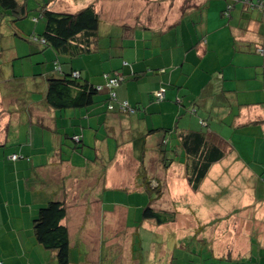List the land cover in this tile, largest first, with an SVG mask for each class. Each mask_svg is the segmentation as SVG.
<instances>
[{
  "label": "crops",
  "instance_id": "0c3cea01",
  "mask_svg": "<svg viewBox=\"0 0 264 264\" xmlns=\"http://www.w3.org/2000/svg\"><path fill=\"white\" fill-rule=\"evenodd\" d=\"M184 1L50 0L49 4L56 11L68 13L76 12L88 5H93L99 13L101 19L99 28L100 42L103 38L106 39L103 43L104 45L98 53L84 55L80 61L74 62L71 66L73 69L82 70L83 77L95 85L103 84V73L122 72L125 75H131L143 72L145 68L149 69L152 67L161 70L159 74L152 77L144 76L142 79H136L137 82L132 80L130 81L131 83L129 82L130 84H127L129 88L131 85L134 86V89L137 91L136 94H140L141 98L139 97V100L143 102L138 104L141 110L138 109L137 111L142 118L141 122H143L140 131L141 135L146 136L147 134V139L159 136V138L153 140V144L149 143L153 149L163 138L168 141V136L170 137L167 133L162 135L158 131L150 132L153 129L162 127L172 130L177 128L178 130L189 129L203 132L213 130L211 127L206 128L205 124L204 126L199 124L198 116H201L199 112L197 116H187L183 108L187 109L190 107L192 109L198 104L199 110L203 107L205 113L208 111L217 112L219 115L218 127H221L225 124L224 121H227L225 126L220 128V132L222 133L225 129L224 127H226V132L222 134L232 141L236 151L212 165L207 177L201 183L200 189L209 181L211 171L220 164L229 166L235 162L237 164L236 176L248 179L249 175L247 172L240 171V168L246 167L250 161V155L247 157V151L251 152L253 160L260 165V172L262 171V174H264V56L259 52L264 43V16L260 9L258 10L257 8L251 13L246 12L245 9L247 7L240 2L236 3L235 7H233L231 11L232 17L226 19L220 12L225 9L227 0H207L208 9L206 12L191 11L184 17L180 14V6L184 4ZM204 1L196 0V2H193L200 6ZM28 4L32 7L30 2ZM190 4L193 3L190 2ZM214 8L221 11L218 13L213 12L211 16ZM191 15L197 18L196 21H190L188 17ZM32 17L35 18L36 14H33ZM202 20L206 21L205 29L201 33H196L194 25L202 22ZM176 22L178 24L176 28L166 30L168 25ZM192 22H194L193 25H191ZM26 25L21 24V27L23 28ZM39 26L40 21H37V26L34 30L40 32ZM30 47H33V44ZM190 55V58H192L189 65L190 73H197V77L202 82L208 80L203 85L201 93L202 103L185 101L176 90L179 87L178 84L182 81L181 78L188 72L184 68H186V62ZM45 56L46 60H43L42 57L39 58L38 62L40 64L43 61L47 64L56 58L52 52H47ZM169 57H171L170 60L168 59ZM173 58H176L177 61L173 60ZM168 67L173 68L170 74L167 71ZM51 69L52 66L44 65V72ZM32 70L36 72L35 69ZM40 73L41 67L40 71L35 73V75ZM16 75L18 76L17 78L13 77L12 74H8V78L7 80L5 79L3 86H1L2 84L0 85V143L9 140L10 131L14 130L17 125H23L27 131V144L23 146L19 145V147L24 149L29 148L30 163L36 168L40 166L39 164L42 162L41 158L46 151L44 150L46 143L44 145L42 142H46L50 134L32 125L30 120L31 118H40V116L47 118L51 110H48L43 104L41 106L38 105L31 97L33 90L28 86V79L32 75L27 74L26 71H21L20 74L17 73ZM176 75H178V78L175 81L174 76ZM11 79L13 80L12 82L10 81ZM7 82L13 85L10 89L4 86ZM143 83L149 85L148 91L142 90ZM14 84H16L15 87ZM160 88L165 90L166 100L160 104L154 103L151 100L148 102L147 93ZM179 97H182V104L177 103ZM144 114L145 116H143ZM182 118L184 120H181ZM149 121L152 122L149 123ZM80 123L83 126L84 124L85 126L88 125L87 122L81 121ZM208 124L210 126L213 125L211 119L208 120ZM241 127L244 130L237 133ZM87 128L92 130L94 126L89 125ZM101 130L98 129V133L93 131L91 135H86L83 131L79 133L76 130V134L80 135L86 143L85 138H92L94 141L93 137H99L98 134ZM121 134L123 133L115 136L118 137L117 141H108L105 145H98L99 141H96L94 145L93 141L90 142L93 147L95 146L94 156L91 157L88 152H84L83 150V154H86V165H79L83 162L82 159L76 162L72 161V159L64 164V167L69 170L68 172L73 173L76 168L82 170L85 168L90 169L86 180L83 183L77 184L78 188L84 184H94V178L96 175H100L99 172H101L100 163L102 159L98 158V155L104 151H107L109 154L112 153L113 159L109 162L108 174L102 183H105L107 180L108 187L121 188L118 176L123 172L124 167L118 170L116 165L120 163L119 160H125L123 153H126V151L129 155H133L136 158L141 157L142 151V147H139V144L136 147L129 141L126 143L127 141L124 140L126 139L124 137H127L128 134H124L123 138ZM51 139V141H54V138ZM250 139H253L252 142H247ZM173 141L175 142L176 140ZM30 143V147L27 146ZM122 144H126L124 151L122 148L118 149L119 145ZM167 145L173 144L170 142ZM176 145L178 147L177 150L181 153L179 144L177 143ZM96 147H98L97 150ZM15 150L18 152V149ZM95 153L97 154L96 160ZM173 158L176 161L170 167L169 176L175 168L181 169L180 185L174 184L177 185L174 191L178 194L186 189L184 183L186 184L187 181L185 167L182 164V156L175 155ZM49 159L55 161L54 157H49ZM259 165L256 166L259 167ZM2 168L4 171L6 170L5 167L2 166ZM49 170L54 175L50 176V178H53V180L57 179L58 181L62 179V175L59 178L57 177L59 174H57V171L53 167H49ZM168 178L170 177L165 178L166 183H164L166 184L165 190H168V193H170V189L167 188L170 185V179L168 182ZM4 180L9 188L11 184L8 183V180L6 181V175L4 176ZM68 180L72 185L74 179ZM260 180L263 182L262 179ZM260 180H257V182H261ZM212 181L214 185L213 189L217 192L220 190L217 185L222 180L215 178ZM253 181L256 180L254 179ZM133 183L134 179L131 177L130 184ZM200 189L197 192H202ZM190 192L192 196H189L190 198L183 197V199L186 198L190 202V207L188 208L192 209L193 214L196 215L199 211L196 206L203 207L204 200L206 199H201L197 203V199H192L197 192L193 190H190ZM138 193L139 195L137 196H142V191H138ZM112 195L109 200H105L104 196L102 197V194L98 192L95 193L96 199L94 197L91 198V191L78 194L81 205L78 209L74 210V213L78 215L79 219L77 222L71 223L74 250L80 253L78 264H105L104 262H107V260L111 262L110 264L139 263L140 258L135 259L134 255L140 257L141 252H138L141 248L137 247L136 242L126 239L124 233L122 234L119 230L121 225L115 223L117 222L116 219L119 220L120 216L129 218L134 217V214L137 217V221L142 222L141 225L145 227L146 232L156 231L164 239L161 252L156 260L154 259L156 255L152 253L151 263L160 264L161 259L162 264H172L173 257H169L170 245L178 244L180 246V243H175V238H177V242L185 238V229H182L177 224L180 221L179 217L183 215L184 210L182 208L185 207V204H182L180 200L176 202L171 200V204L167 205L165 198L154 202V207L158 206L160 209L175 210L179 214L178 220L171 226L166 224L158 226L155 224V220L143 219L142 213L147 201L141 202L139 198V201L132 198L128 200L129 194L122 195V193H118ZM30 199L32 197L29 196L26 199H19V203L22 204L21 206H24L23 209L28 207ZM3 200L5 202L9 201V195L3 197ZM14 201H18V199ZM109 202L113 203L111 206L113 209L107 210L104 208V204ZM9 205L10 203L7 202L6 208H9ZM136 205L140 209L142 208V213H135L132 210ZM101 216H105L106 218L103 219ZM97 221L100 223L97 224ZM207 222H210V220L204 222L205 226ZM97 226L99 227L98 233H96ZM129 233L132 234L131 230ZM122 242L124 243L120 245ZM184 247L185 244L183 243L182 248ZM135 248L138 250L137 254L133 252V250H136ZM53 255H49L47 251L39 247L36 249L35 258H29L28 261L30 264H57L56 258Z\"/></svg>",
  "mask_w": 264,
  "mask_h": 264
},
{
  "label": "trees",
  "instance_id": "16d2710c",
  "mask_svg": "<svg viewBox=\"0 0 264 264\" xmlns=\"http://www.w3.org/2000/svg\"><path fill=\"white\" fill-rule=\"evenodd\" d=\"M33 1L35 2L36 0ZM49 1L44 3L38 2V5H32V7L34 6L33 9L39 11V16H36L37 18L34 19L37 21L39 18L44 19L43 32L41 34L35 30L31 32V39L29 41L33 42V47H31L30 53L20 56L17 55L16 59H20L21 64L19 67L22 69L21 71H25V65L30 69H35L36 73L40 71L41 67V73L43 72L42 74L46 78V90L42 104L48 110H51V113L47 118L44 116L36 119L31 118L30 123L37 126L40 130L44 129L43 131L49 132L50 136L46 142L51 150L43 153V157L41 158L42 162L36 168L30 163L29 148L24 149L20 147V149L18 148V152L14 150L8 155L6 160L1 162L2 166L6 168V181L8 180L13 190H18V194L15 197H13L14 195H9L10 200L7 201L10 203L9 208H6L7 202L3 200L5 195L3 193L0 194V264H23V261L24 264H30L28 259L35 258L36 249L39 247L47 251L49 255L54 254L53 256L56 258L57 264H78L80 253L74 250L71 223H74V221L77 222L79 219L78 215L74 213V210L78 209L81 205L78 194L86 191L87 193L91 191V198L94 197V199H96L95 193L98 192L102 194V197L104 196L103 198L105 200H109L113 196L112 194L122 193V195L129 194L133 200L136 199L139 201V198L141 202L147 201L143 213L142 208L140 209L138 205L132 208V210L135 213L141 212L143 219L155 220V224L158 226L165 224L171 226L178 220V212L175 210L160 209L158 206L154 207L153 205L156 201H161L164 198L167 200L168 198V190H165V177L167 173L169 174L171 165L176 161L169 154L182 156L187 184L191 190L197 192L201 187V183L207 177L212 165L236 151L232 141L222 134L226 132V127H224L225 129L222 133L220 132V128L225 126L227 121H224L225 124L221 127H218V124L215 126L214 124L219 121L216 120V116L212 111L206 112L207 117L204 119L202 115L198 116V120L200 125L204 126L205 124L206 128L211 127L213 130L203 132L189 129L178 130L177 128L172 130L162 127L150 130V132L158 131L162 135L164 133L170 135V137L168 136V141L163 138L155 146V149L147 142V134L146 136L141 135L140 132L134 134V131L140 130L139 127H141L138 123L141 122L142 118L137 111L140 109L138 104L143 102L139 100L140 94H136L137 91L134 89V86L131 85L129 88L127 84L132 80L137 82L136 79L144 75L152 77L159 74L161 70L152 67L149 69L145 68L143 72L133 73L131 75H125L122 72L103 73V84L95 85L83 77L82 70L73 69L71 66L76 59H81L84 55L98 53L100 51L101 37L99 28L101 19L99 13L93 5H88L73 13L59 12L51 8ZM193 1L196 2V0H192L190 2L193 4H190L189 0H185L184 4L180 6L181 16L186 17L191 11L201 13L207 11V0L202 2L200 6ZM28 2L29 0H0L1 42L8 31L17 36L20 34L15 31L16 28L12 29L10 26H17L16 23L18 21L30 16V12L33 9L29 7ZM240 2L247 7L245 9L246 12L251 13L257 8L258 10L260 9L264 16V0H227L225 9L221 11L215 10L214 8L211 16L213 12L218 13L221 11L220 13L224 18L228 19L232 17L231 11L235 7V4ZM188 18L190 21H196L197 19L193 15ZM193 24L194 22L191 25ZM177 25V22L170 24L166 30L174 29ZM18 28L19 30H23L20 26ZM48 49H51L55 53L56 58L51 60L52 63L50 66H52V69L50 71L45 70L46 72H44L46 62H41L44 65L39 66L38 64L40 62L38 60L43 55L45 56L47 52H50ZM259 52L264 56V43ZM32 56H35V58ZM44 56L42 59L46 60V56ZM25 58L28 59L25 60ZM168 59H171V57ZM175 61H177L176 58ZM14 67L12 65L10 71L12 72V76L17 78L18 76L16 75L17 73ZM8 74V72L3 73L0 70L1 86L5 83V79L7 80ZM196 74L189 72L181 80L183 82L184 77H196V80L200 82L199 88L202 93L203 85L208 80L202 82ZM10 81L12 82L13 80L11 79ZM4 86L10 89L13 85L7 82ZM160 92H163L164 95ZM141 94L143 95V93ZM147 96L148 102L151 100L154 103L160 104L166 100L165 90L162 88L148 92ZM198 112L199 108L195 114H198ZM85 118L87 120H84ZM209 119L213 123L212 126L208 124ZM81 121L84 123L87 122L88 125L85 126L84 124L83 126L80 123ZM119 124L122 126L118 128ZM89 125L94 126L90 133L93 131L98 133V129L101 130L102 125L108 135L104 138L105 140L106 138H116L115 136L123 133V135L128 134L126 139L132 145L137 147V144H139V147H142L141 157L136 158L130 155V161L133 162L135 168L131 176L134 179L133 184L121 185L120 189H115L108 187L107 180L105 183H102L107 177L109 163L106 166L101 162V172H99L100 175H96L94 178V184H84L78 188L77 184L83 183L86 180L90 169L85 168L82 170L76 168L73 173L68 172L69 170L64 167V164L72 159L74 162L82 159L83 162L79 165H86V154H83V150L93 157L95 146L93 147L90 143L87 146L81 136L76 134V130L78 129L75 128V132L72 131V134H70L68 128L79 126L83 131ZM81 130H78L79 133ZM243 130L244 128L241 127L237 133ZM51 138H54V141H51ZM93 138L94 141L90 138V142L93 141V145L96 141H102L98 136H94ZM70 139H72L74 144L69 142ZM172 140H176L177 142H172ZM252 140L250 139L247 142H252ZM7 142L0 143V147H5ZM113 142H115V139ZM170 142L173 145H167ZM177 143L181 148V153L177 150ZM30 145L31 143L27 146L30 147ZM125 145H119L118 149L122 148L124 151L126 148ZM97 149L98 147H96ZM45 153L46 156H44ZM247 153V157L250 155V161L246 165L247 168L241 167L240 171L247 172L249 175L248 179L246 178L247 180L255 179L257 181L262 179L264 182V174H262V171L260 172V165L253 160L250 151H247ZM49 157H54L55 161H52ZM112 159L113 157H111L110 161ZM234 164L237 167L235 162ZM256 165H259V167ZM49 167H53L59 175L63 173L64 177L59 181L57 179L53 180L50 176L54 175L50 172ZM41 169H44V171H41ZM19 173H22V175H18ZM72 178L74 182L71 185L68 179L71 180ZM167 188L169 189L168 186ZM138 191H142V196H137L139 195ZM224 192V190H221L220 194H224ZM225 193L228 194V192ZM28 196L32 197V199H30V204L27 205L28 207L23 209L24 206H21L22 204L19 203V199H26ZM14 198L16 200L18 199V201H14ZM112 204V202L106 203L104 204V208L107 210L113 209L111 208ZM101 217L103 219L106 218L105 216ZM134 217L127 218L122 216L120 220L116 219L117 224L121 225L119 230L122 234L124 233L126 239L136 242L137 247L141 248L139 252L137 248H135V251L133 250L135 254L141 252L140 257L134 255L135 259L140 258V262L137 264H152V253L156 255L154 256L156 260L161 252L160 250L162 244H164V239L156 231L146 232L145 227L141 225L142 222L137 221V217ZM223 221H226L227 224L226 218L220 220V223ZM208 225L209 222H207L206 226ZM200 227L203 228V224ZM130 230L132 234L129 233ZM258 235L259 240L264 239V233L258 231ZM202 237L204 236L198 237V239ZM147 239L149 240V246L145 251L143 245L146 244ZM185 240L186 238L180 239L177 242V238H175V243H180V246L178 244L170 245L169 257H173L172 264L185 263L186 245L182 248ZM160 264H162L161 259Z\"/></svg>",
  "mask_w": 264,
  "mask_h": 264
},
{
  "label": "rangeland",
  "instance_id": "374dc122",
  "mask_svg": "<svg viewBox=\"0 0 264 264\" xmlns=\"http://www.w3.org/2000/svg\"><path fill=\"white\" fill-rule=\"evenodd\" d=\"M47 1L48 0H36L34 2L33 0H29L32 5H38V2L44 3ZM30 8L33 9L34 6ZM33 14H36V16L38 17L39 11L33 9L30 12V16L16 23L17 26H10L12 29L16 28L15 31L20 33L18 36L16 34L13 35L12 32L8 31L5 38L2 39V42L0 41V70H2L3 73L8 72L9 74H12V72L10 71L12 69V65L15 66L14 70L16 73H19L22 70L19 67V65L21 64L20 59H16V57L17 55L20 56L22 54H28L32 49L30 45L33 42L29 41L31 39L30 34L37 26V20L32 17ZM38 21H40V26L38 27L40 29V32L38 33L41 34L43 32L42 27L44 24V19L39 18ZM21 24L27 25L23 26V30H19V28L17 29L18 26L21 27ZM205 26V20H202V22L195 24L194 27L196 33H201L205 29ZM105 40L106 39L104 38L102 39L101 47L104 45L103 43ZM48 50L55 55V53L51 49ZM32 57L35 58V56ZM190 57L191 55L188 57V61L186 62V68H184L185 71H188L186 73L190 72L189 65L191 64L192 60V58ZM27 59L28 58H25V60ZM80 60L81 59L78 58L75 60V62H78ZM51 63L52 62H48L45 65L50 66ZM38 65L43 66L44 64L41 63ZM38 65L37 67H39ZM172 69V67L167 68L169 74L171 73ZM25 71L27 74L33 75L28 79V86H30L33 90L31 97L37 102L38 105L41 106L45 93L46 78L45 76H43V72L40 75H35L36 72L30 69L27 65H25ZM144 76H142L141 79L144 78ZM177 78L178 75L174 76L175 81ZM183 82L181 81L180 84H178L179 87L176 89L183 97V99L188 102L197 101L196 103H202L203 99L199 88L200 82L196 80V77H184ZM142 88L143 91H148L149 85L147 83H143ZM160 93L164 95L163 92ZM182 97H179V99H177V103L182 104ZM197 109L198 104H196L193 109H191L190 107H188L187 109L183 108V110L185 111V115L187 116H197V114H195ZM199 113L203 116V119L207 117V114H205V110L203 107L200 108ZM214 114L216 116V120H219L218 113L214 112ZM143 116H145V114ZM84 120L87 119L85 118ZM181 120H184V118H182ZM151 122L152 121H149V123ZM138 124L142 125L143 122H140ZM214 125L217 126V123ZM120 126L122 125L119 124L118 128ZM75 128L81 130L79 126L70 127L68 128V130H70V134H72V131L75 132ZM139 128L140 130L134 131V134H137L141 131V127ZM101 129L102 130L98 135L100 139H102V141H100L98 145H105L108 141L113 142L114 139L115 141H117L118 137L110 139L106 138L105 140L104 138L108 136L106 133V129H104L102 125ZM90 130L91 129L85 127L83 129V132H85L86 135H91ZM26 135L27 131L25 127L23 125H17L14 130L10 131L9 140L6 146L0 147V194L3 193L5 197L8 195H14L13 197H15V195L18 194V190H13L12 187L8 188L4 180L5 171L2 168L1 162L6 160L8 155L15 149H20L19 145L23 146L27 144ZM121 136L123 138V134ZM155 138H159V136L157 135L148 138V143L153 144V140H155ZM85 139L87 145H90V138ZM124 140L128 141L127 139ZM69 142L74 144L72 139H70ZM42 143L44 145L46 143L44 150H51L47 145V142L43 141ZM169 155L171 157H175V155H172L171 153ZM44 156H46V153L44 154ZM96 156L97 154L95 153V158ZM98 157L101 158L102 163L107 166V163L110 162L113 154H109L107 151H104L100 153ZM123 158L125 160H119L120 163L115 165L117 166L118 170H121L124 167L123 172L121 171L122 173H120L118 176V181L121 183V185L124 186L131 183V176L133 175L135 168L133 166V162L130 161V155L128 154V152L123 153ZM236 168L237 167L235 164L229 166L226 164H220L211 171V173L209 174V181H207V183L200 189L202 192H197L192 198L197 199V203H199L201 199H206L204 200L205 202L203 204V207L196 206L199 209L196 215L193 214L192 209L188 208L190 207V202L187 201L186 198L183 199V197L188 198L189 196H192L190 194L191 189L188 187L187 183L185 184L183 181L186 189L182 193L177 194V192L174 191L175 188H177V185L180 183L181 169L175 168L172 171V176H169V174L167 173L168 177H170L168 178V182L170 179V193L167 198V205L171 204V200L175 202L180 200L182 204H185V207L182 208V210H184V216H180V221L177 223L182 229H185L184 231H186L184 232V235L186 236V240L184 241L186 245V261L184 264H264V239H258V231L264 233V182H257L240 178L236 176ZM41 171H44V169H41ZM18 175H22V173H19ZM61 175L63 178V174H60L57 177L59 178V176ZM215 178L222 180L221 183H219L217 186L221 188V190L228 192V194H226L225 192L224 194H220L221 190H218L216 192L213 189L214 185L212 180ZM127 199L131 200V196L127 197ZM121 218L122 217L120 216L119 220ZM224 218L227 219V224L226 221L220 223V220ZM208 220H210L209 225L205 226L204 222ZM99 223L100 222L97 221V224ZM202 224L204 226L203 228L200 227V225L202 226ZM98 232L99 227L97 226L96 233ZM201 236L204 237L198 239V237ZM148 242L149 240L147 239L146 244L143 245L145 251L148 249ZM104 263L110 264L111 262L107 260V262Z\"/></svg>",
  "mask_w": 264,
  "mask_h": 264
}]
</instances>
